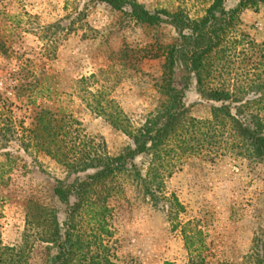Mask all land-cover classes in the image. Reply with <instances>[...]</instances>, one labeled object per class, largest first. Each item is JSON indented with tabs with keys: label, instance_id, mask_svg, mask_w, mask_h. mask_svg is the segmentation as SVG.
Returning a JSON list of instances; mask_svg holds the SVG:
<instances>
[{
	"label": "rangeland",
	"instance_id": "1",
	"mask_svg": "<svg viewBox=\"0 0 264 264\" xmlns=\"http://www.w3.org/2000/svg\"><path fill=\"white\" fill-rule=\"evenodd\" d=\"M135 2L196 19L212 0ZM237 3L225 0L226 8ZM125 11L96 0H0V247L13 249L2 254L4 264L54 263L65 205L53 189L59 180L93 172L73 173L65 154L79 157L98 144L116 155L160 108L164 47L178 35L167 22L148 26ZM236 24L258 49L241 53L243 44H236L234 56L216 61L223 73L214 82L258 99L264 65H252L264 54V4L241 11ZM109 80L114 87L102 96ZM184 104L193 120L157 155L134 160L157 197L145 195L133 172H125L94 196L109 209L106 232L77 217L83 263L188 264L199 259L184 247L181 228L190 221L205 235L204 264H264V159L226 121L213 119L217 103L204 99L194 80ZM248 111L264 123V99ZM173 199L183 208L175 217Z\"/></svg>",
	"mask_w": 264,
	"mask_h": 264
},
{
	"label": "trees",
	"instance_id": "2",
	"mask_svg": "<svg viewBox=\"0 0 264 264\" xmlns=\"http://www.w3.org/2000/svg\"><path fill=\"white\" fill-rule=\"evenodd\" d=\"M110 5L114 10L125 11L126 14L137 23L148 26H157L161 23L171 24L178 35L175 42L164 47V62L159 87L163 91L164 99L158 111L132 135L133 143L125 147L116 155H109L103 147L96 144L92 152L77 157L76 155H64L66 167L73 173L93 170L84 177L76 176L72 181L59 180L54 187V195L57 200L65 205V220L62 223V232H54L53 243L56 254L53 264H92V261L83 263L85 253L80 251L83 243L80 235L75 234L77 217L83 216L87 224H94L97 230L106 232L105 212L108 207L97 206L94 196L98 187L106 181L112 180L116 175L132 171L133 179L143 185L145 195L155 199L156 191L152 189L150 182L146 180L134 160L140 155H157L160 150L175 133L183 129L184 125L193 119L187 117V107L184 104L185 93L189 89L191 80L195 81L198 93L206 100L213 101L217 105L211 106L213 119L226 121L229 129L238 138L244 141L253 153L264 159V123L257 113H250L249 107L258 103L264 96L258 99H243L238 95V90L231 89L225 83H215V78H220L223 73V64L218 66L216 61L234 56L235 45L243 44L241 53L248 48L258 49L248 35L235 29L238 22V14L247 9L264 4V0H238L233 8H226L225 0H212L205 13L196 19L188 18L181 11L173 13L165 10L150 12L135 0H96ZM264 65V54L261 61L252 65L253 69ZM101 72L103 70H100ZM95 74L82 77L83 83L95 78ZM256 78H259L256 77ZM107 80V79H105ZM178 81V85L175 83ZM109 86H101L99 94H108L114 87V81L109 80ZM253 82V81H252ZM255 82V81H254ZM251 104V105H250ZM262 108V107H261ZM103 113L102 108L96 109ZM101 147V148H100ZM59 148V147H58ZM58 149L46 152L52 156L58 155ZM119 193V191H114ZM73 197V202H70ZM173 217L182 206L173 199ZM105 211V212H104ZM172 218V212H169ZM190 221L181 228L184 247L190 257L188 264H204L201 252L206 249L204 233L200 228L191 227ZM12 252L9 247H0V264H4L2 254ZM84 254V255H83ZM107 261V259H106ZM110 264V263H109ZM163 264H175L165 261Z\"/></svg>",
	"mask_w": 264,
	"mask_h": 264
}]
</instances>
